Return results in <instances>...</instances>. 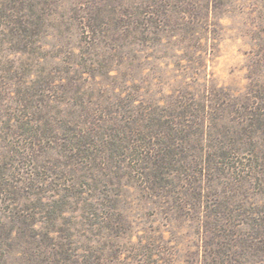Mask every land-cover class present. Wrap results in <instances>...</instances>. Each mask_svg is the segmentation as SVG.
<instances>
[{
    "label": "rangeland",
    "instance_id": "rangeland-1",
    "mask_svg": "<svg viewBox=\"0 0 264 264\" xmlns=\"http://www.w3.org/2000/svg\"><path fill=\"white\" fill-rule=\"evenodd\" d=\"M0 264H264V0H0Z\"/></svg>",
    "mask_w": 264,
    "mask_h": 264
},
{
    "label": "trees",
    "instance_id": "trees-1",
    "mask_svg": "<svg viewBox=\"0 0 264 264\" xmlns=\"http://www.w3.org/2000/svg\"><path fill=\"white\" fill-rule=\"evenodd\" d=\"M137 8H140V7H137ZM88 24H89V22H88ZM89 29H90V31H96L95 30V28L91 25V23L87 26ZM127 118H128V124H130V126L131 127H137V126H139V123L138 122H140L141 121V119H139V117L138 116H127ZM143 119V118H142ZM152 121H154V120H156L155 118L153 119H151ZM159 121V120H158Z\"/></svg>",
    "mask_w": 264,
    "mask_h": 264
}]
</instances>
